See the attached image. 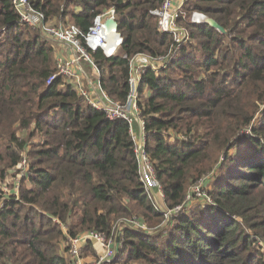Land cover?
<instances>
[{
  "label": "trees",
  "instance_id": "obj_1",
  "mask_svg": "<svg viewBox=\"0 0 264 264\" xmlns=\"http://www.w3.org/2000/svg\"><path fill=\"white\" fill-rule=\"evenodd\" d=\"M30 2L83 33L115 9L118 53L89 54L116 101L129 96L135 55L175 47L151 13L163 0ZM194 13L225 32L193 22ZM178 22L189 36L176 58L144 69L138 88L144 147L164 193L159 209L128 122L108 119L62 75L48 84L55 46L19 20L12 0H0V264H74L67 234L110 235L132 216L148 229L125 224L114 264H264V0H185ZM23 159L17 191L4 193ZM200 180L205 196L187 200Z\"/></svg>",
  "mask_w": 264,
  "mask_h": 264
},
{
  "label": "built area",
  "instance_id": "obj_2",
  "mask_svg": "<svg viewBox=\"0 0 264 264\" xmlns=\"http://www.w3.org/2000/svg\"><path fill=\"white\" fill-rule=\"evenodd\" d=\"M12 3L19 15V20L22 23H26L39 29L42 36L53 45H65L70 47L73 51L71 56L57 61V71L50 77L48 84L52 83L58 75H62L66 80L76 86L79 94L85 102L95 109L103 111L108 119H125L128 122L130 131L137 141L136 152L139 158L142 180L144 181L155 205L159 209H164L162 208V197L164 196L163 188L155 179L153 166L148 159L144 147V124L139 116L137 100L138 88L144 69L150 67L158 71L161 68L166 67L168 62L175 59L174 57L177 55L182 43L188 38L185 28L178 24L180 9L175 6V0H163L162 5L159 8L151 10V13L158 19L157 23L159 29L163 32L173 34L175 47L171 49L166 56L153 57L140 53L131 59V73L129 78L130 93L125 102L114 100L104 90L100 82V71L89 54V49H100L107 57H111L118 53L123 44L124 38L118 31V26L109 22V20L116 21L114 8H110L97 15L88 32L83 33L77 25L72 23L65 25L54 24L47 19L45 13L37 9L30 0H12ZM191 20L195 23H205L208 21V19L200 13H194ZM110 45H113V48H111ZM81 61L90 63L92 69L99 75L96 82L95 80L89 79V77H87V83L85 81L83 83L81 82V80L86 77V71L84 70ZM135 121L137 122L138 130L133 128ZM139 129L142 134L140 137L137 136ZM19 166H21V171L24 169V172L27 171V161L25 159H23ZM202 187L203 180L198 181L192 186L187 195V200H190L194 195L205 196ZM207 200L211 202L210 198H207ZM0 205H3V202H1ZM182 207L183 205H179L173 209L165 210L166 217H169L171 213L181 211ZM126 224L133 228L147 229V226L136 217L127 221ZM102 233L104 232L99 233V231H89L77 236H70L66 241L68 250L71 251L74 258H78L79 252L81 251L80 247L87 241L97 240L104 242L105 238ZM120 235L121 233L118 230L117 238ZM115 242L116 248H118L119 244H122L121 239H118V242L117 240ZM116 256L117 252L115 249L108 248L106 250V261L111 262L115 260Z\"/></svg>",
  "mask_w": 264,
  "mask_h": 264
},
{
  "label": "rangeland",
  "instance_id": "obj_3",
  "mask_svg": "<svg viewBox=\"0 0 264 264\" xmlns=\"http://www.w3.org/2000/svg\"><path fill=\"white\" fill-rule=\"evenodd\" d=\"M185 0H175V6L179 9H180V14H181V7L183 6V3H184ZM179 24V22H178ZM180 25V24H179ZM183 27V26H182ZM184 29V28H183ZM187 31V35L189 36V32L187 29H185ZM168 33V32H167ZM173 35V34H172ZM51 43V42H50ZM54 43V42H53ZM52 44V43H51ZM57 46V45H55ZM58 47H61V46H58ZM57 47V48H58ZM176 58V56L174 57ZM82 62V65L84 62L86 61H81ZM169 63V62H168ZM168 63L166 64V66L168 65ZM153 69V68H152ZM154 71H156L155 69H153ZM87 77H89L87 71H86V77L84 79L81 80V82L83 83L84 81L87 83ZM97 80H95L96 82ZM133 128L138 130V125H137V122L135 121L134 124H133ZM138 137L142 136L141 134V131L139 129V132H138ZM21 167V166H19ZM23 168V167H22ZM25 170V169H24ZM23 171H19L17 173V176L14 180L10 181L11 184L7 185V186H2V191L4 193H9L11 191H13L14 189H18V187L16 186V184L18 185V182L19 180L21 179L22 176L25 175L26 172ZM13 183V184H12ZM15 183V185H14ZM14 187V188H13ZM208 187V186H207ZM3 201V200H2ZM1 201V202H2ZM0 202V203H1ZM159 204V203H158ZM201 205H209V201L208 200H205L201 203ZM162 208H164L162 206ZM167 211V210H166ZM174 213H171V215H173ZM170 216L168 218H170ZM133 219H134V216H132ZM56 223H58L59 225L61 224V222L57 219H54ZM132 220V219H131ZM129 221V220H123L121 222H119L117 224V226L114 228L113 232L110 234V235H106L104 233H102L104 235V242H100V241H97V240H89L87 241L86 243H84L80 248H81V251L79 252V255H78V258H74L71 254V251L68 250V247H67V244H66V241H65V246L67 247V250L66 252L64 253L66 255V257L68 258V260L70 261H73L74 264H114L115 260L111 261V262H108L106 261L107 260V257H106V250L108 248H111V249H115L116 252H117V255L120 251V249L123 247V239L121 240L122 244H119L118 245V248L115 247V241L117 240L118 242V238H117V231H121V230H124L126 229L125 227V224L126 222ZM116 225V224H115ZM127 225V224H126ZM62 227L64 228V231H66V227L64 225H62ZM148 227V226H147ZM138 229V228H136ZM148 229V228H147ZM146 229V230H147ZM142 231H144V229H140ZM156 229L152 230V231H155ZM92 231V230H91ZM100 233V232H99ZM68 237L72 236V235H69L67 234ZM119 235V233H118ZM68 239V238H67Z\"/></svg>",
  "mask_w": 264,
  "mask_h": 264
},
{
  "label": "crops",
  "instance_id": "obj_4",
  "mask_svg": "<svg viewBox=\"0 0 264 264\" xmlns=\"http://www.w3.org/2000/svg\"><path fill=\"white\" fill-rule=\"evenodd\" d=\"M53 46H55V45H53ZM58 46H61V47H58ZM55 51H56L57 61L60 59H65L68 56H71L73 54V51L71 50V48L68 46H65V45L55 46ZM83 68L85 71H87V73L89 75V79L96 80L99 78V75L95 73V71L92 69V66L90 65V63L84 62Z\"/></svg>",
  "mask_w": 264,
  "mask_h": 264
},
{
  "label": "water",
  "instance_id": "obj_5",
  "mask_svg": "<svg viewBox=\"0 0 264 264\" xmlns=\"http://www.w3.org/2000/svg\"><path fill=\"white\" fill-rule=\"evenodd\" d=\"M208 21L214 26L216 27L219 31L221 32H225V29L219 25L215 20L208 18ZM109 22H111V24L118 26L117 21H113V20H109Z\"/></svg>",
  "mask_w": 264,
  "mask_h": 264
},
{
  "label": "bare ground",
  "instance_id": "obj_6",
  "mask_svg": "<svg viewBox=\"0 0 264 264\" xmlns=\"http://www.w3.org/2000/svg\"><path fill=\"white\" fill-rule=\"evenodd\" d=\"M111 48H113V45H110Z\"/></svg>",
  "mask_w": 264,
  "mask_h": 264
}]
</instances>
